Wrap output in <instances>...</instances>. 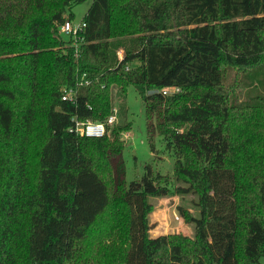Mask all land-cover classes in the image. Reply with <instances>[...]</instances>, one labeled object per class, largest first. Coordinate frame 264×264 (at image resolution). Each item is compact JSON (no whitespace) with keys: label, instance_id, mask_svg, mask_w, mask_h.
<instances>
[{"label":"trees","instance_id":"obj_1","mask_svg":"<svg viewBox=\"0 0 264 264\" xmlns=\"http://www.w3.org/2000/svg\"><path fill=\"white\" fill-rule=\"evenodd\" d=\"M84 1L0 0V264L259 263L264 94L238 102L225 68L264 86V0H93L75 47L61 25ZM130 86L173 178L148 164L126 182ZM112 115L103 136L75 130ZM187 194L192 236L141 235L150 196Z\"/></svg>","mask_w":264,"mask_h":264},{"label":"rangeland","instance_id":"obj_2","mask_svg":"<svg viewBox=\"0 0 264 264\" xmlns=\"http://www.w3.org/2000/svg\"><path fill=\"white\" fill-rule=\"evenodd\" d=\"M92 2L93 0H85L75 5L72 8V20L74 22L83 20ZM251 72L252 70H246L243 74L234 67L227 66L225 68V87L232 89V96L238 102H242L257 93L264 94V86L257 79L259 74L253 75ZM245 75H251V78L252 76L254 78L252 80L247 79L243 77ZM122 115L131 124V129L121 135L125 146L123 157L126 163V182L129 183L132 180L141 178L148 164L151 165L155 173L170 175L173 178L175 159L170 152L166 151L164 136L157 129L156 121H154V128H150V119L147 116L142 96L134 86L128 88L125 110ZM120 116L118 115L119 118ZM113 125L108 129L109 135L112 133ZM195 200L196 196L194 194L185 196L170 195L167 197L150 196L149 202L153 205V209L146 214L144 224L141 225V235L146 233L150 238L169 233L192 236L194 224L187 222L181 216L179 207L182 206L189 213L196 215L197 209L193 203ZM251 264H264V255L260 257L259 263Z\"/></svg>","mask_w":264,"mask_h":264},{"label":"built area","instance_id":"obj_3","mask_svg":"<svg viewBox=\"0 0 264 264\" xmlns=\"http://www.w3.org/2000/svg\"><path fill=\"white\" fill-rule=\"evenodd\" d=\"M87 24L83 19L80 22H74L72 19H66L61 25V32L64 36L70 37L74 40L75 47H78V40L80 38L81 33L85 30ZM120 58L123 57V50L120 49L118 52ZM176 88H165L163 89L164 93H170L172 91H178ZM64 99H68L71 101H75V91L73 88L68 89L64 94ZM117 121V116L112 115L108 118L106 122H80L76 121L75 130L87 136H96L100 137L106 134L107 125L114 123Z\"/></svg>","mask_w":264,"mask_h":264}]
</instances>
